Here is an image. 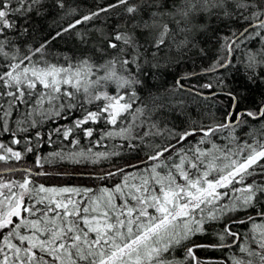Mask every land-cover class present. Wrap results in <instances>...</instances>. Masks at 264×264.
Returning a JSON list of instances; mask_svg holds the SVG:
<instances>
[{"label": "snow or ice", "instance_id": "1", "mask_svg": "<svg viewBox=\"0 0 264 264\" xmlns=\"http://www.w3.org/2000/svg\"><path fill=\"white\" fill-rule=\"evenodd\" d=\"M53 6L66 7L64 0H53ZM43 7L44 0H0V135L11 134L14 138L10 143L19 145L22 140L15 138L17 132H27L39 120L54 119L63 110L79 106L84 115L75 121L74 127L103 121L117 129L105 135L124 138L130 149L138 146L133 141L144 144L147 138L165 132L175 143H149L152 151L147 160L153 163L143 171L138 165L129 164L127 168L137 171L117 167L95 177L108 180L120 176V182L112 187H49L33 181V176H46V172L33 173L28 168L4 170L23 172L22 180H4L0 172V264H219L200 259L197 250L239 246L241 234L233 231V225L249 222L252 235L249 242L239 246L243 256L233 255L231 264H264V224L257 225L251 216L231 218L234 213L256 208L259 197H264V181L257 183L254 179L264 177V104L255 111H235L240 97L229 91L226 95L232 102L231 110L222 123L161 131L151 117L170 104L164 97H152L148 103L142 100L136 91L142 81L132 70L133 65L139 70L141 61L147 62V55L155 58L161 47L174 44L178 53L189 45L195 47L187 37L175 43V32H191L192 27H181V22L190 24L200 16L215 18L225 28L236 26L223 38L221 51L226 55L220 56L210 71L228 68L233 54L243 51L245 60L241 63L249 72L248 79L264 77V0H115L74 20L51 38L71 33L100 13L121 9L127 20L118 22L110 34L102 36L104 48L98 51L102 55L112 51L111 58L99 65L90 57L76 64L50 62L45 57L50 40L34 49L21 50L18 38L29 33L32 14L42 15ZM74 11L69 9L67 14ZM143 14H147V19ZM128 21L133 22L132 31H128ZM193 27L206 31L203 24ZM136 30L140 31L139 37ZM75 35L81 43L87 42L86 34ZM255 44L260 47L252 50L249 45ZM200 51L203 53V49ZM117 65L129 74L118 73ZM97 68L104 74L98 75L94 70ZM188 78L186 75L181 79ZM109 85L115 86L111 93ZM183 87L178 79L174 91ZM93 104L95 110H89L87 106ZM21 112L23 115L14 119ZM244 118L260 122L259 128L247 133L251 143H240L235 136L236 129L246 122ZM13 125L16 131L12 130ZM72 131L73 128L64 129L62 135L67 138ZM83 131L88 137L93 135L92 128ZM224 131L228 132V145L212 144L208 149L199 146ZM197 132L201 135L198 145L184 147V142ZM36 135L39 137V132ZM24 151L33 149L26 146ZM119 155L78 152L65 156L55 152L43 160L99 164L102 159ZM21 159L20 151L0 142V161ZM35 164L38 169L44 167L40 157ZM249 178L252 183H247ZM225 200L228 202L224 203ZM257 215L264 220V211ZM221 222L219 232L210 231ZM198 236H215L216 242L198 243ZM229 238L232 244L226 242ZM177 248L183 249V259L174 256Z\"/></svg>", "mask_w": 264, "mask_h": 264}, {"label": "trees", "instance_id": "2", "mask_svg": "<svg viewBox=\"0 0 264 264\" xmlns=\"http://www.w3.org/2000/svg\"><path fill=\"white\" fill-rule=\"evenodd\" d=\"M65 9H59L53 6V0H44V7L41 8L43 13L40 16L32 14L29 21V33L19 37L17 40L22 51L28 48H36L46 40L51 42L47 44L45 49V57L52 63L66 64L78 63L85 57H90L94 64H103L111 58V51L107 50L108 55H102L98 49L104 48V40L102 36L110 34L113 26L118 22L123 23L127 17L122 13L121 9H114L100 15L93 20L78 25L71 33H64L61 37L51 39L57 31L66 27L69 23L76 19H80L85 15L98 11L100 8L106 7L115 0H64ZM69 9L75 11L68 15ZM147 19V14H143ZM139 19V18H138ZM167 19V18H165ZM179 19V17H177ZM23 23V21H21ZM132 21L127 22L128 31H132ZM205 25L206 31H198L195 25ZM181 27H192L191 32H175V43H179L187 37L196 46L189 45L187 48L181 49L178 53L174 44L169 47H161L157 51V55L153 58L147 55V62L141 61L139 70H135L132 66L133 74L136 75L142 83L136 86V91L142 100L146 103L150 102L152 97H164L165 102L170 106L153 113L151 120L155 121L161 131L165 128L182 131L186 128H199V126H209L222 123L225 115L231 110V100L226 95L232 91L240 97V103L235 111L257 110L264 104V77L248 79L249 72L244 68L242 61L245 60L243 51L233 54V63L228 68H218L215 71L209 69L216 63L220 56L226 55L221 51L223 38L230 35L231 31L236 30V26L232 25L231 29L225 28L223 24L215 18L209 20L201 19L200 16L195 17L190 24L181 22ZM170 27L175 28L173 24ZM121 30H124L123 28ZM87 35V42L81 43L75 33ZM136 35L140 36V31L136 30ZM143 43V38H141ZM252 50L260 47L259 44L249 45ZM244 46L241 45V49ZM200 49H203L201 53ZM154 51V49H150ZM36 59V57H33ZM98 75H103L102 69H94ZM259 71V70H258ZM117 72L128 75L129 72L117 65ZM188 79H181L184 76ZM180 79L183 84V90L174 91L176 81ZM211 84L212 88H203L201 85ZM114 85H109L108 89H114ZM135 106V105H134ZM89 110H95V105H88ZM23 112L15 118H20ZM84 115L79 106L62 111L61 116L54 119L44 118L39 120L35 127L29 128L27 132H17L15 138L22 140L19 145L11 144L14 138L11 134L0 135V142L8 144L14 150L20 151L23 159L20 161L10 160L5 163L0 161V172L3 173L5 180H22L24 173L16 171L8 173L4 171L9 168L13 169H31L33 173L42 171L48 173L46 176H33L35 184H44L49 187L75 186L80 188L98 189L103 186L112 187L120 182L121 177L116 176L108 180H99L95 177L104 175L109 171H115L117 167H125L128 172H135L137 169L127 168V165H138L139 170L143 171L153 162L147 160L148 154L152 151L148 144L164 145L175 143V140L169 138L167 133L164 135L150 137L146 139L144 144L138 141L137 147L133 150L128 148V141L119 136L107 137L108 131H115L111 125L101 121L100 123H91L83 125L81 128L74 127L75 121L81 119ZM245 123L236 129L235 136L240 143L251 139L247 133L254 128L260 127L259 121L244 118ZM235 120V116H233ZM119 125L117 126V128ZM60 128L61 132L57 133L56 129ZM67 128H73L70 136L65 138L62 131ZM84 128H92L93 135L88 137L84 134ZM12 130L16 131L14 125ZM142 132L144 129H137ZM39 132V137L36 133ZM136 133H134L135 135ZM228 132H220L208 138V143L199 145L202 148H211L212 144L217 146L228 145ZM201 139V135L197 132L184 142V147L197 146ZM79 141L77 144L76 141ZM28 142V143H25ZM26 146L32 147V152H25ZM179 147V146H178ZM60 152L67 156L70 153H112L119 152V156H112L109 160H101L99 164L81 163L73 164L65 159L54 163H46L43 158L51 157L52 153ZM37 157L42 158L43 168H37L35 160ZM257 183L264 181V177L256 176L254 178ZM253 179L249 178L247 183H252ZM239 195V194H237ZM260 203L254 209L247 212L234 213L232 219H247L248 216L253 217L257 225L264 224V220L257 215L258 212L264 211V197H259ZM227 203L228 201H223ZM230 222V221H229ZM222 223L215 224L210 231L219 232ZM252 223L233 225V231L241 234L238 242L239 246H243L249 242L248 238L252 235ZM198 243H215V236L196 237ZM227 243L232 244L231 238ZM239 246L233 245L231 248L223 250H197L196 255L202 260H211L219 262V264H231L233 255L243 256L239 252ZM177 259H183V249L177 248L174 252Z\"/></svg>", "mask_w": 264, "mask_h": 264}, {"label": "rangeland", "instance_id": "3", "mask_svg": "<svg viewBox=\"0 0 264 264\" xmlns=\"http://www.w3.org/2000/svg\"><path fill=\"white\" fill-rule=\"evenodd\" d=\"M108 91L111 93L112 92V90H110V89H108ZM5 180V179H4ZM183 254H184V251H183ZM184 257V256H183Z\"/></svg>", "mask_w": 264, "mask_h": 264}, {"label": "water", "instance_id": "4", "mask_svg": "<svg viewBox=\"0 0 264 264\" xmlns=\"http://www.w3.org/2000/svg\"><path fill=\"white\" fill-rule=\"evenodd\" d=\"M2 173H5V172H2Z\"/></svg>", "mask_w": 264, "mask_h": 264}]
</instances>
